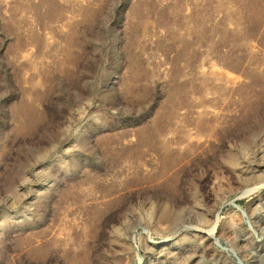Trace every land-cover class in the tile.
<instances>
[{"label":"rangeland","instance_id":"374dc122","mask_svg":"<svg viewBox=\"0 0 264 264\" xmlns=\"http://www.w3.org/2000/svg\"><path fill=\"white\" fill-rule=\"evenodd\" d=\"M0 264H264V0H0Z\"/></svg>","mask_w":264,"mask_h":264},{"label":"water","instance_id":"95a60500","mask_svg":"<svg viewBox=\"0 0 264 264\" xmlns=\"http://www.w3.org/2000/svg\"><path fill=\"white\" fill-rule=\"evenodd\" d=\"M235 208H237V209H239L240 210V208L238 207V206H236L235 204H232ZM242 214L243 215H245L243 212H242ZM217 243V246H219L220 247V245L218 244V241L216 242ZM233 255H234V253H233ZM235 256V255H234Z\"/></svg>","mask_w":264,"mask_h":264},{"label":"bare ground","instance_id":"6f19581e","mask_svg":"<svg viewBox=\"0 0 264 264\" xmlns=\"http://www.w3.org/2000/svg\"><path fill=\"white\" fill-rule=\"evenodd\" d=\"M213 231H214V227L213 228H211V231L209 232L210 234H212L213 233Z\"/></svg>","mask_w":264,"mask_h":264}]
</instances>
